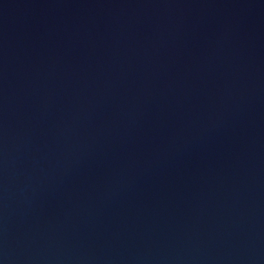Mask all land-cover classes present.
I'll return each mask as SVG.
<instances>
[{"label":"water","instance_id":"obj_1","mask_svg":"<svg viewBox=\"0 0 264 264\" xmlns=\"http://www.w3.org/2000/svg\"><path fill=\"white\" fill-rule=\"evenodd\" d=\"M0 264H264V0H0Z\"/></svg>","mask_w":264,"mask_h":264}]
</instances>
